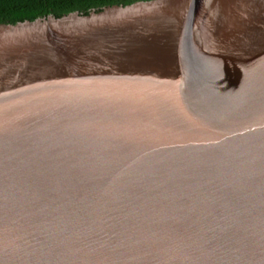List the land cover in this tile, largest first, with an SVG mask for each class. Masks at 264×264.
<instances>
[{
    "label": "water",
    "instance_id": "95a60500",
    "mask_svg": "<svg viewBox=\"0 0 264 264\" xmlns=\"http://www.w3.org/2000/svg\"><path fill=\"white\" fill-rule=\"evenodd\" d=\"M0 264H264V0L0 24Z\"/></svg>",
    "mask_w": 264,
    "mask_h": 264
},
{
    "label": "trees",
    "instance_id": "16d2710c",
    "mask_svg": "<svg viewBox=\"0 0 264 264\" xmlns=\"http://www.w3.org/2000/svg\"><path fill=\"white\" fill-rule=\"evenodd\" d=\"M143 0H0V24H15L48 15L62 16L70 12L89 13L105 6L128 5Z\"/></svg>",
    "mask_w": 264,
    "mask_h": 264
}]
</instances>
